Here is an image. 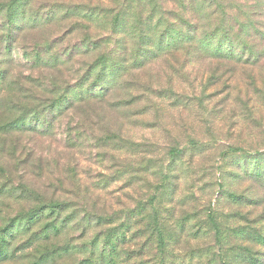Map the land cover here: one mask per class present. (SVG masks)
I'll list each match as a JSON object with an SVG mask.
<instances>
[{
    "label": "rangeland",
    "instance_id": "374dc122",
    "mask_svg": "<svg viewBox=\"0 0 264 264\" xmlns=\"http://www.w3.org/2000/svg\"><path fill=\"white\" fill-rule=\"evenodd\" d=\"M0 264H264V0H0Z\"/></svg>",
    "mask_w": 264,
    "mask_h": 264
},
{
    "label": "trees",
    "instance_id": "16d2710c",
    "mask_svg": "<svg viewBox=\"0 0 264 264\" xmlns=\"http://www.w3.org/2000/svg\"><path fill=\"white\" fill-rule=\"evenodd\" d=\"M183 43V42H182ZM181 42L175 43V42H168L164 44V42H159L158 45L160 46V50L163 49V45H166V48L164 50L170 51L171 47H176L177 45H181ZM192 43V42H187ZM125 45V48L123 49L124 52H127L126 44L123 43V46ZM149 47L153 46L152 42H149ZM179 48H174V50H178ZM5 130L7 132H10L9 126L6 125ZM31 195H34L33 192H29ZM36 201L39 199L35 198ZM65 210H67V204L65 202L58 203V202H42L39 200L38 204L33 206L32 212L24 215V219H27V228L28 230L32 229L36 225L40 224L39 230H41L40 235L37 242H46L48 240H52L59 236L61 234L62 229L60 228L58 224L57 219H53L50 215H59L63 213ZM49 215L48 216H46ZM27 217V218H26Z\"/></svg>",
    "mask_w": 264,
    "mask_h": 264
}]
</instances>
